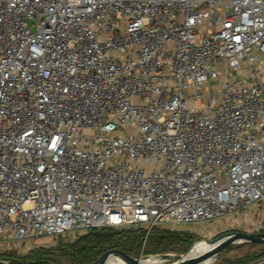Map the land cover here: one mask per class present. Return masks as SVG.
I'll return each mask as SVG.
<instances>
[{
  "label": "built area",
  "instance_id": "built-area-1",
  "mask_svg": "<svg viewBox=\"0 0 264 264\" xmlns=\"http://www.w3.org/2000/svg\"><path fill=\"white\" fill-rule=\"evenodd\" d=\"M259 204L264 0H0V251Z\"/></svg>",
  "mask_w": 264,
  "mask_h": 264
},
{
  "label": "rangeland",
  "instance_id": "rangeland-1",
  "mask_svg": "<svg viewBox=\"0 0 264 264\" xmlns=\"http://www.w3.org/2000/svg\"><path fill=\"white\" fill-rule=\"evenodd\" d=\"M259 210V209H258ZM258 215V212L256 213ZM240 214L236 222L216 221L189 225L159 227L149 233L142 228L123 229L129 235L140 236L138 240L129 237L115 248L106 249L102 258L125 257L132 261L148 260L153 264H168L184 254L198 239H212L231 232L264 233V220L252 223ZM239 221V223H237ZM87 233L75 240L41 238L16 246H5L0 251V260L6 264H82L77 255V242ZM101 236H109L103 233ZM264 247L254 244H235L216 249L210 264H253L264 256L259 254ZM96 260V261H97Z\"/></svg>",
  "mask_w": 264,
  "mask_h": 264
},
{
  "label": "water",
  "instance_id": "water-1",
  "mask_svg": "<svg viewBox=\"0 0 264 264\" xmlns=\"http://www.w3.org/2000/svg\"><path fill=\"white\" fill-rule=\"evenodd\" d=\"M197 243H205L209 248L207 252L212 253L219 248L235 245V244H254L264 247V233H242V232H231L219 235L212 239H198L193 245L175 261L168 264H192L197 258L190 256V253ZM264 256V250L259 254ZM140 261H132L125 257H113V258H102L92 264H138ZM0 264H6L0 260Z\"/></svg>",
  "mask_w": 264,
  "mask_h": 264
},
{
  "label": "trees",
  "instance_id": "trees-1",
  "mask_svg": "<svg viewBox=\"0 0 264 264\" xmlns=\"http://www.w3.org/2000/svg\"><path fill=\"white\" fill-rule=\"evenodd\" d=\"M103 233H108L109 236H101ZM129 237L136 241L140 236L128 235L123 229L102 228L92 230L77 242L78 259L82 264H92L106 249L118 247L120 242Z\"/></svg>",
  "mask_w": 264,
  "mask_h": 264
},
{
  "label": "bare ground",
  "instance_id": "bare-ground-1",
  "mask_svg": "<svg viewBox=\"0 0 264 264\" xmlns=\"http://www.w3.org/2000/svg\"><path fill=\"white\" fill-rule=\"evenodd\" d=\"M208 246L205 243H197L192 249L190 256L197 257L192 264H210L211 256L208 251ZM138 264H153L152 262L145 260L141 261Z\"/></svg>",
  "mask_w": 264,
  "mask_h": 264
},
{
  "label": "crops",
  "instance_id": "crops-1",
  "mask_svg": "<svg viewBox=\"0 0 264 264\" xmlns=\"http://www.w3.org/2000/svg\"><path fill=\"white\" fill-rule=\"evenodd\" d=\"M259 209V210H258ZM258 212V215L256 214ZM244 216L248 217L247 221H250L252 223H257L261 218L264 220V204H259L255 206H251L249 208H246L243 211ZM242 213V215H243ZM237 221V220H236ZM258 262H255L253 264H264V258L257 260Z\"/></svg>",
  "mask_w": 264,
  "mask_h": 264
}]
</instances>
